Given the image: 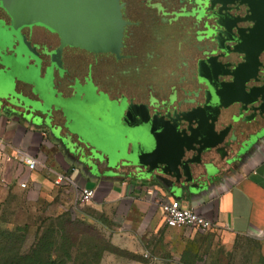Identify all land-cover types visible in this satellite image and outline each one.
I'll return each instance as SVG.
<instances>
[{
    "label": "flooded vegetation",
    "instance_id": "1",
    "mask_svg": "<svg viewBox=\"0 0 264 264\" xmlns=\"http://www.w3.org/2000/svg\"><path fill=\"white\" fill-rule=\"evenodd\" d=\"M117 2L120 37L106 49L39 25L18 32L41 75L54 62V98L108 106L88 115L80 106L74 122L50 108L47 129L64 158L84 179L149 184L161 197L171 190L159 178L188 192L206 180L205 163L234 172L264 138V0ZM0 20L12 24L1 6ZM205 140L216 146L207 151Z\"/></svg>",
    "mask_w": 264,
    "mask_h": 264
},
{
    "label": "rangeland",
    "instance_id": "2",
    "mask_svg": "<svg viewBox=\"0 0 264 264\" xmlns=\"http://www.w3.org/2000/svg\"><path fill=\"white\" fill-rule=\"evenodd\" d=\"M18 41L0 24L1 51ZM0 264H264V238L217 225L167 229L156 202L81 205L73 186L42 178L0 187Z\"/></svg>",
    "mask_w": 264,
    "mask_h": 264
},
{
    "label": "water",
    "instance_id": "3",
    "mask_svg": "<svg viewBox=\"0 0 264 264\" xmlns=\"http://www.w3.org/2000/svg\"><path fill=\"white\" fill-rule=\"evenodd\" d=\"M0 6L12 19V31L17 35L25 25H39L57 33L67 43L103 49L117 43L120 37L122 21L117 0H0ZM0 24H3L1 20ZM51 57L53 59V55ZM53 63L46 73L41 75V63L28 42L24 45L18 41L14 47L0 50V110L33 126L47 128L50 124L49 110L52 106L55 110H60L68 121L73 122L77 120L76 115L80 106L88 108L87 115L91 113L90 109L93 107L96 110L107 109V105H97L88 96H85L82 102H78L76 97L62 99L58 95L54 98L51 72ZM18 85L29 87L37 99L32 100L17 92ZM73 125L70 130L76 132ZM210 143V140L203 143L207 151L216 146L215 143ZM170 164L171 166L166 163L172 167L173 172L180 168L183 176H188L189 171L185 163H180V167L177 162ZM218 174L216 164L205 163L203 176L206 180L191 185L188 192L181 186H172L166 178H159V181L165 190H171L168 193L170 198L183 200L182 198L186 197L193 203L209 194L221 177Z\"/></svg>",
    "mask_w": 264,
    "mask_h": 264
},
{
    "label": "crops",
    "instance_id": "4",
    "mask_svg": "<svg viewBox=\"0 0 264 264\" xmlns=\"http://www.w3.org/2000/svg\"><path fill=\"white\" fill-rule=\"evenodd\" d=\"M17 92L35 100L30 88L17 86ZM246 159L229 175L218 178L215 187L202 200L189 202L178 200L186 207L214 225L226 227L240 236L264 238V138ZM23 150L38 156L44 167L28 171L15 159L16 150ZM54 173H64L80 187L95 184L93 203L100 206L106 202L130 200L145 203H160L173 200L170 197L155 196L152 185L138 187L127 181L99 183L80 176L79 169L69 163L63 155L59 141L54 139L46 127H36L24 120L0 110V187L24 189L21 183L42 178L53 183ZM161 220L162 213L159 209ZM162 225H164L162 220ZM166 227V226H165ZM167 228V227H166ZM169 229V228H167Z\"/></svg>",
    "mask_w": 264,
    "mask_h": 264
},
{
    "label": "built area",
    "instance_id": "5",
    "mask_svg": "<svg viewBox=\"0 0 264 264\" xmlns=\"http://www.w3.org/2000/svg\"><path fill=\"white\" fill-rule=\"evenodd\" d=\"M15 159L24 167L34 172L39 168H43L44 164L38 156L29 154L23 150H16ZM53 183L57 186L69 184L76 189L77 202L79 204H88L95 197V190L87 187H79L76 183L67 177L64 173H54ZM21 188H25L26 184L21 183ZM162 213L164 225L169 229L195 228L199 230H208L214 226V223L206 220L193 209L184 207L178 200H168L159 204Z\"/></svg>",
    "mask_w": 264,
    "mask_h": 264
}]
</instances>
